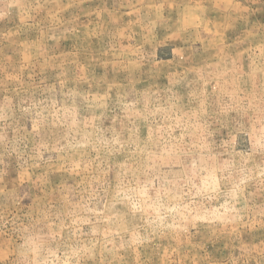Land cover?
<instances>
[{"label": "rangeland", "instance_id": "374dc122", "mask_svg": "<svg viewBox=\"0 0 264 264\" xmlns=\"http://www.w3.org/2000/svg\"><path fill=\"white\" fill-rule=\"evenodd\" d=\"M0 264H264V0H0Z\"/></svg>", "mask_w": 264, "mask_h": 264}]
</instances>
